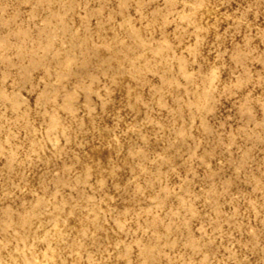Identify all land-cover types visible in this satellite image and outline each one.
I'll return each instance as SVG.
<instances>
[{
    "label": "rangeland",
    "instance_id": "374dc122",
    "mask_svg": "<svg viewBox=\"0 0 264 264\" xmlns=\"http://www.w3.org/2000/svg\"><path fill=\"white\" fill-rule=\"evenodd\" d=\"M0 264H264V0H0Z\"/></svg>",
    "mask_w": 264,
    "mask_h": 264
}]
</instances>
